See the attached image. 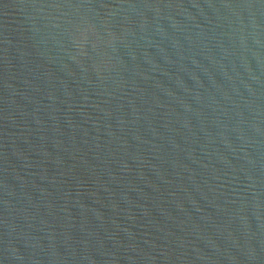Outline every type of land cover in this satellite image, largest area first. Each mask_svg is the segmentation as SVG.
Returning <instances> with one entry per match:
<instances>
[{
	"label": "water",
	"instance_id": "1",
	"mask_svg": "<svg viewBox=\"0 0 264 264\" xmlns=\"http://www.w3.org/2000/svg\"><path fill=\"white\" fill-rule=\"evenodd\" d=\"M0 264H264V0H0Z\"/></svg>",
	"mask_w": 264,
	"mask_h": 264
}]
</instances>
